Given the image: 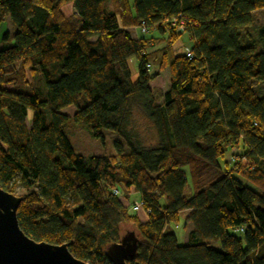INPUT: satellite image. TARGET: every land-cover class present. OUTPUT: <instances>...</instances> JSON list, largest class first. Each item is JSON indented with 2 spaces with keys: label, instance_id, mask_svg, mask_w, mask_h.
Masks as SVG:
<instances>
[{
  "label": "trees",
  "instance_id": "trees-1",
  "mask_svg": "<svg viewBox=\"0 0 264 264\" xmlns=\"http://www.w3.org/2000/svg\"><path fill=\"white\" fill-rule=\"evenodd\" d=\"M261 9L264 0H0V26L12 25L0 48V188L29 191L22 231L69 243L88 264H111L105 247L128 232L138 247L127 264H264V95L252 87L264 82V26L244 32ZM178 15L195 25L178 33L169 21ZM143 21L156 36H132ZM183 33L192 46L180 52ZM166 70L158 97L150 82ZM132 102L157 128V146L128 132ZM70 121L96 137L116 132L128 152L85 158ZM240 146L233 166L222 163ZM114 188L123 200L139 194L148 222ZM183 211L185 245L168 230Z\"/></svg>",
  "mask_w": 264,
  "mask_h": 264
},
{
  "label": "rangeland",
  "instance_id": "rangeland-1",
  "mask_svg": "<svg viewBox=\"0 0 264 264\" xmlns=\"http://www.w3.org/2000/svg\"><path fill=\"white\" fill-rule=\"evenodd\" d=\"M65 9L67 10V8ZM252 15L253 23L249 27L245 28L244 32H247L252 37H255L258 29L264 26V9L255 11ZM181 32L183 31H178V33ZM131 33L137 39L156 36L154 31H151L148 34H142L138 29H131ZM191 46L192 42L190 41L188 35L185 33H183L182 36L174 43V47L179 48L178 50H180V52L188 50ZM132 72V80L136 81L138 75L136 74L135 64H132ZM154 72V69H152L151 73L153 74ZM169 82L170 75L166 70L160 76L150 82V87L154 90L155 94L158 97H162L163 94L169 89ZM252 87L258 92L259 95H264V82H253ZM161 102L162 100H159L158 103ZM75 111L76 109L74 107H69L64 110V113L72 116ZM127 114L128 132L132 135L134 141H138L146 149L157 146L159 143V134L157 128L150 120L146 118L140 106L137 103L132 102V105L130 106ZM66 133L75 152L84 156L85 158L100 155H115L118 153L120 147L124 153L128 152V146L114 131L104 129L101 130L102 137H96L94 136L93 130L89 124L75 123L70 121L66 125ZM118 143L121 144V146H118ZM245 152L246 148L240 146L237 151L229 152L225 159L222 160V163H224L227 159L228 166L231 167L233 166V158H237L239 155H243ZM17 183L18 188L14 193L15 195L21 196L29 192L25 190L18 181ZM129 200L131 202L134 199L133 197H131ZM130 212H132V210H130ZM188 213V211H183L182 213H180V222H171L168 225L169 232H172L176 235L178 243L181 245L187 244L188 231L191 228V226L188 227V224L185 225L184 223V219ZM213 246L215 248H219V244H214Z\"/></svg>",
  "mask_w": 264,
  "mask_h": 264
},
{
  "label": "water",
  "instance_id": "water-1",
  "mask_svg": "<svg viewBox=\"0 0 264 264\" xmlns=\"http://www.w3.org/2000/svg\"><path fill=\"white\" fill-rule=\"evenodd\" d=\"M23 197L0 188V264H88L69 251V243L60 245L37 242L20 228L17 211ZM134 232L105 247L104 254L111 264H127L137 253Z\"/></svg>",
  "mask_w": 264,
  "mask_h": 264
},
{
  "label": "built area",
  "instance_id": "built-area-1",
  "mask_svg": "<svg viewBox=\"0 0 264 264\" xmlns=\"http://www.w3.org/2000/svg\"><path fill=\"white\" fill-rule=\"evenodd\" d=\"M169 21H170V25L174 29H176L177 31H185L189 26L193 27V25H195L191 21H189L188 17L185 15H178L176 17H172ZM139 29L142 32V34H147L149 31V27L145 21H143L141 23V25L139 26ZM188 56L190 57L191 55L188 53ZM113 193L122 198L119 189L114 188ZM122 200H123V198H122ZM123 201H125L127 203L125 206L135 213H138L140 211H145L146 214L150 213V210L148 209L149 204H147L141 198H139L137 201H134L133 203H129V204L126 200H123ZM235 232L237 234H239V233L243 232V229L242 228L235 229Z\"/></svg>",
  "mask_w": 264,
  "mask_h": 264
},
{
  "label": "crops",
  "instance_id": "crops-1",
  "mask_svg": "<svg viewBox=\"0 0 264 264\" xmlns=\"http://www.w3.org/2000/svg\"><path fill=\"white\" fill-rule=\"evenodd\" d=\"M65 8H67V10L65 9L66 10L65 11L66 14H72L74 12L72 4H68L67 6H65ZM11 30H12V25H11V23L9 21H6L4 24H2V26H0V48L3 45L2 42H1V40H2V37H3L4 33L7 32V31H11ZM132 30H134V29H132ZM132 36L134 37L133 34H132ZM127 195H128V198L126 199V201L128 202V204L129 203H133L134 201H137L140 198L139 194H137L136 192H134L133 189H131L127 193ZM135 196H137V197H135ZM131 197H133L134 200L130 202L129 199ZM123 202H124L123 203L124 205L127 204L125 201H123ZM136 214L138 215V217H139V219L141 220L142 223L148 222L149 218H148V215L146 214L145 211H140V212H138ZM189 226H191V224L188 223V227ZM191 229H192V226H191L190 230ZM189 231H188V233H189Z\"/></svg>",
  "mask_w": 264,
  "mask_h": 264
},
{
  "label": "bare ground",
  "instance_id": "bare-ground-1",
  "mask_svg": "<svg viewBox=\"0 0 264 264\" xmlns=\"http://www.w3.org/2000/svg\"><path fill=\"white\" fill-rule=\"evenodd\" d=\"M243 229V228H242Z\"/></svg>",
  "mask_w": 264,
  "mask_h": 264
}]
</instances>
